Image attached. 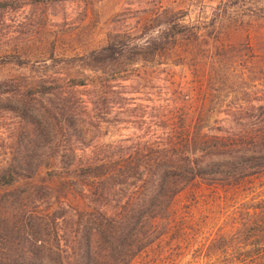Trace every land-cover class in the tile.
Listing matches in <instances>:
<instances>
[{"label": "rangeland", "instance_id": "1", "mask_svg": "<svg viewBox=\"0 0 264 264\" xmlns=\"http://www.w3.org/2000/svg\"><path fill=\"white\" fill-rule=\"evenodd\" d=\"M13 4L0 19V167L17 145H109L116 160L133 145L194 141L213 152L204 162L264 155V0ZM109 43V66L82 67ZM79 80L86 86L70 87ZM42 85L53 92L40 97ZM54 97L90 100L80 140L64 130L50 143L33 136L29 115ZM248 181L181 192L176 220L131 264H252L254 239L241 240L251 224L242 231L241 221L252 214L244 203L264 193V173Z\"/></svg>", "mask_w": 264, "mask_h": 264}, {"label": "trees", "instance_id": "2", "mask_svg": "<svg viewBox=\"0 0 264 264\" xmlns=\"http://www.w3.org/2000/svg\"><path fill=\"white\" fill-rule=\"evenodd\" d=\"M13 3L0 0V19ZM114 55L109 43L83 55L82 67L105 68ZM44 86L40 97L53 92ZM78 86L85 80L70 87ZM48 100L29 115L33 136L50 143L64 130L80 140L77 118L89 116L90 100ZM189 143L133 145L116 160L109 145H17L0 167V264H127L176 220L174 198L184 190L237 189L264 173L263 154L204 162L213 152ZM244 205L252 214L241 230L251 224L253 233L241 240L254 239L252 264H264V193Z\"/></svg>", "mask_w": 264, "mask_h": 264}, {"label": "built area", "instance_id": "3", "mask_svg": "<svg viewBox=\"0 0 264 264\" xmlns=\"http://www.w3.org/2000/svg\"><path fill=\"white\" fill-rule=\"evenodd\" d=\"M157 241H159V240L154 239V240H152L148 245H150V244H152V243H154V242H157ZM148 245H146L144 248L141 249V251H140L139 253H137L134 257H132V258L129 260V262H128L127 264H131L135 259L141 257V255H142L143 253H147V251H148V250H147ZM145 255H147V254H145ZM156 256H157V255H156Z\"/></svg>", "mask_w": 264, "mask_h": 264}]
</instances>
